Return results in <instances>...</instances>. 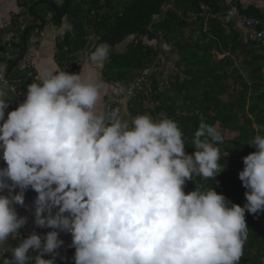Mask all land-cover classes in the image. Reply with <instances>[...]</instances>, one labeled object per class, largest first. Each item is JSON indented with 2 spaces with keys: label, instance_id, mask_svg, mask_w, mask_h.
<instances>
[{
  "label": "clouds",
  "instance_id": "9594fccd",
  "mask_svg": "<svg viewBox=\"0 0 264 264\" xmlns=\"http://www.w3.org/2000/svg\"><path fill=\"white\" fill-rule=\"evenodd\" d=\"M108 57L109 46L100 44L88 61ZM8 88L0 74V193L8 192L0 194V257L12 256L3 264H56L61 232L72 236L75 264H240L246 213L264 212V126L254 125L256 151L243 158L241 207L214 187L185 192L193 177L216 180L222 172L223 134L203 119L189 154L167 116L129 122L119 108L100 110L93 72L48 71L5 118ZM29 189L37 193L35 225L52 231L7 248L28 223L16 206Z\"/></svg>",
  "mask_w": 264,
  "mask_h": 264
},
{
  "label": "trees",
  "instance_id": "16d2710c",
  "mask_svg": "<svg viewBox=\"0 0 264 264\" xmlns=\"http://www.w3.org/2000/svg\"><path fill=\"white\" fill-rule=\"evenodd\" d=\"M38 1L52 3L54 0H18L20 14L29 12ZM60 1L59 14L67 8L64 18L74 19V43L67 44L70 50L85 47L86 18L87 21L92 19L88 26L97 30L98 44L116 47L130 42L123 54L113 58L114 65L118 66L114 68L118 78L128 82L151 67L157 58V63L160 57V63L173 59V72L166 81L152 77V117L167 116L178 122L189 154L194 152L191 141L201 119L220 132L234 136L219 145L222 172L216 180L195 176L193 181L186 183L185 192L196 187L200 190L214 187L218 194L243 207L247 190L239 173L244 168L243 158L256 151L249 145L257 134L254 125L264 126V48L245 40L243 31L234 24L210 21L205 30V18L191 21L201 12L202 5L208 6L213 13L225 10L222 0H69L68 4L66 0ZM166 3H174L183 19L169 13L164 20L155 23L160 7ZM246 14L261 17L250 11ZM80 16L82 19L78 20ZM55 20L61 22L56 16ZM7 52L0 51V64ZM218 55L224 58L218 59ZM223 97H227V101ZM246 220L249 235L240 264H264V212L246 213ZM74 255L75 248L63 257L56 256V264H75Z\"/></svg>",
  "mask_w": 264,
  "mask_h": 264
},
{
  "label": "crops",
  "instance_id": "0c3cea01",
  "mask_svg": "<svg viewBox=\"0 0 264 264\" xmlns=\"http://www.w3.org/2000/svg\"><path fill=\"white\" fill-rule=\"evenodd\" d=\"M55 6L58 9V14L54 11H47L45 17H49L46 21L43 14L37 12V14L44 19V26L39 29L31 28L32 26H40L41 23L38 20H26L25 14H20L22 9L19 5L18 0H0V51L5 50L7 56H3V62L0 64V74H9L8 79L11 85L17 86L21 89L23 93H27V87L29 84L35 82L34 77L39 76L42 78L48 71H68L73 74H80L82 71L87 74L93 72L95 74L96 80L101 84L102 88V98L98 104V108L105 111L106 103L111 99L118 91L126 88L127 85L133 81L127 79H121L116 75L113 58L116 55L123 54L125 48L130 42L125 41L116 47H110L109 45V57L102 64H91L88 61L89 54L96 48L98 44V34L97 30H93L92 27L88 26L89 19L85 22V30L88 33L86 38V45L82 50H70L68 48V42L73 45V35L75 33L74 29V19L64 18L59 14V8L62 7L60 0H54ZM40 2V1H38ZM37 2V3H38ZM241 3L245 8V13L248 11L259 14L261 17L259 19H264V0H222L221 5L223 8H227L231 4ZM66 9V8H65ZM64 9V11H65ZM67 10V9H66ZM63 11V12H64ZM54 13V16L51 14ZM63 14V13H62ZM67 14V13H66ZM253 15V14H252ZM55 16L61 19V22L55 20ZM23 19V24H17L19 19ZM33 19V17H32ZM221 22V21H220ZM91 23V22H89ZM224 24V23H223ZM232 25V24H226ZM239 30L243 31L244 39L247 40L248 32L240 26L235 25ZM31 28V29H30ZM147 42L146 40L144 41ZM26 44V54L20 61ZM9 45L11 47L9 48ZM69 49V50H68ZM3 52V51H2ZM162 52V51H161ZM34 56L33 64L35 66L34 70L26 69L24 66V59L27 55ZM222 59L224 56L218 55ZM161 59V57H160ZM160 63V61H159ZM165 61H161V70L164 72ZM158 72L156 76L159 81H166L168 75L162 76V72ZM166 68V67H165ZM146 70V69H145ZM144 71V70H143ZM162 73V74H161ZM142 99L136 98H125L121 99L117 103V107L121 111V115L124 119L129 122L137 115L148 114L151 115L150 110L154 109L151 103V96L141 97ZM6 99L8 100L9 107L6 109L5 118L7 114L18 107V101L15 95L8 88L6 90ZM6 167L5 162L2 159V152H0V168ZM19 190L17 189V192ZM7 195L8 192L0 193ZM37 197V193L31 189L27 190L25 193V204L23 206L17 205V212L22 217L28 218V223L23 227L26 230L20 229V238L12 239L10 238L5 247L14 248L18 246L20 240L27 238L33 232L44 236L48 232L52 231L50 228H40L35 225V206L34 202ZM60 239L64 241L62 246V252L59 253L58 257H63L67 254L73 247L72 236L70 233H60ZM36 253L31 252L30 256H35ZM4 259H12L11 253L8 252L0 257V264H3Z\"/></svg>",
  "mask_w": 264,
  "mask_h": 264
},
{
  "label": "built area",
  "instance_id": "2783aa9c",
  "mask_svg": "<svg viewBox=\"0 0 264 264\" xmlns=\"http://www.w3.org/2000/svg\"><path fill=\"white\" fill-rule=\"evenodd\" d=\"M200 9L201 12L199 14H195L191 18V21H196L199 17L205 18V30L208 28V24L210 21H221L224 24H234L243 27L248 32L247 40L255 42L260 47L264 48V19H259L247 15L244 12L245 8L241 5V3L231 4L225 10L218 13L211 12L209 7L206 5H202ZM169 13H175L180 19H183L182 13L176 8V5L174 3H166L160 7V14L155 17L154 22L156 23L164 20V18ZM19 23L23 24L22 18L19 19ZM160 40L162 42L163 38H160ZM10 47L11 45H9V48ZM4 56H7V53H5ZM33 59V54L27 55V57L24 59V66L26 69H29L31 71L35 69ZM157 60L151 67L144 70L139 76H137L132 83L127 85L126 88L118 91L111 99H109L105 106V112L111 111L112 109L116 108L117 103L121 99L151 96V94L153 93L152 77L156 76L159 68V63H157ZM3 76L9 81L6 75ZM34 81L37 83L40 82V77L38 75L35 76ZM159 87H161V85H159ZM9 89L17 98L19 106L26 98V94L23 93L19 87L11 85L10 81ZM22 230L25 231L26 229L23 228ZM5 254L8 255V252ZM29 255H31V252L29 253Z\"/></svg>",
  "mask_w": 264,
  "mask_h": 264
},
{
  "label": "rangeland",
  "instance_id": "374dc122",
  "mask_svg": "<svg viewBox=\"0 0 264 264\" xmlns=\"http://www.w3.org/2000/svg\"><path fill=\"white\" fill-rule=\"evenodd\" d=\"M34 10H35L34 11V14H37V12H38L40 14H43L44 17H45V14L47 13V11L48 12L50 11L46 5L37 6L36 8H34ZM83 14L86 16L87 13L86 12H83ZM51 16H54V13H52ZM25 18H26V20H31V21H34L35 20L34 18L32 19L31 16H29V12H27L25 14ZM45 18H46L45 19L46 21L49 20V17H45ZM81 19H82V16H80L78 20H81ZM218 59H222V58L219 56ZM172 60L173 59H170V60H168L165 63V67L166 68L164 67V69H165L164 72L160 68L159 72H162L163 73V74L161 73L162 76H165L166 77L167 75H169V74H171L173 72V62H172ZM223 100L224 101H227V97H223ZM221 133L223 134L224 140H228L229 141V140L233 139V137H234L233 134H230V133H226V132H221Z\"/></svg>",
  "mask_w": 264,
  "mask_h": 264
},
{
  "label": "water",
  "instance_id": "95a60500",
  "mask_svg": "<svg viewBox=\"0 0 264 264\" xmlns=\"http://www.w3.org/2000/svg\"><path fill=\"white\" fill-rule=\"evenodd\" d=\"M68 1L69 0H66V3L68 4ZM40 5H46V6H49L56 14H58V9H57V7L54 5V4H52V3H50V2H48V1H40V2H38V3H36L30 10H29V15L31 16V17H33L34 19H36V20H38L40 23H41V25L40 26H32L31 28H35V29H39V28H42L43 26H44V19L43 18H41L39 15H37V14H34L33 13V8H36L37 6H40ZM67 9V8H66ZM65 9V11L63 12V14H62V17L63 16H65L66 15V13H67V10ZM30 28V29H31ZM25 44V43H24ZM26 52H27V50H26V44H25V51H24V53H23V55H22V57L20 58V61L23 59V57H24V55L26 54ZM7 75H9V74H7Z\"/></svg>",
  "mask_w": 264,
  "mask_h": 264
},
{
  "label": "flooded vegetation",
  "instance_id": "af4514ba",
  "mask_svg": "<svg viewBox=\"0 0 264 264\" xmlns=\"http://www.w3.org/2000/svg\"><path fill=\"white\" fill-rule=\"evenodd\" d=\"M52 4H54V5H55V1H53V2H52Z\"/></svg>",
  "mask_w": 264,
  "mask_h": 264
}]
</instances>
